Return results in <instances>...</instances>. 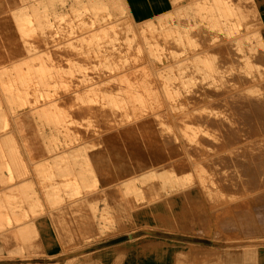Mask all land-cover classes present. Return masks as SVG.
<instances>
[{
  "label": "rangeland",
  "instance_id": "obj_1",
  "mask_svg": "<svg viewBox=\"0 0 264 264\" xmlns=\"http://www.w3.org/2000/svg\"><path fill=\"white\" fill-rule=\"evenodd\" d=\"M218 1L245 34L184 59L173 42L191 50L216 39L195 32L210 30L203 7L139 24L123 0H0V50L20 47L0 64V264H264V245L247 240L264 238V190L245 191L246 158L263 151L246 111L256 0ZM99 15L106 22L87 36L78 22ZM187 16L196 26L185 28ZM159 25L174 33L139 35ZM252 34L260 51L264 27ZM216 74L235 88L230 99L213 100ZM145 153L160 162L140 168ZM124 169L141 176L109 186ZM195 181L211 200L200 185L193 193ZM156 182L188 190L134 212L136 189ZM102 183L99 200H72Z\"/></svg>",
  "mask_w": 264,
  "mask_h": 264
},
{
  "label": "bare ground",
  "instance_id": "obj_2",
  "mask_svg": "<svg viewBox=\"0 0 264 264\" xmlns=\"http://www.w3.org/2000/svg\"><path fill=\"white\" fill-rule=\"evenodd\" d=\"M169 2L173 7L178 6L180 4L187 5L188 7H186L184 9V11H190L194 7H196V8L203 7L204 10L199 11L198 12L199 15L197 17L207 18V20L210 21V24H211V25L210 24L208 25V26H210V28H209L210 30H208V28L196 27L195 32L202 33L205 31H214V37L216 38L213 42H211V44H206L205 46H203L202 40H200L198 42L196 41L193 44L194 47L191 50H188L184 46H181L182 45L181 41L180 42H173L172 45L169 47V50L170 51H172L174 49H177V50L172 51V54L178 52V55H182L184 57V59H187L189 56H193L195 54L202 53V52H209L210 50L215 49L219 46L231 44L232 41L239 39L240 37H242L245 34V31H244L245 27L243 24H241V20L238 21V20L233 19L230 15L228 16V14H227L228 13V5L225 4L224 2H219L218 0H170ZM254 3H255V8H256L255 13L252 12L253 10L251 9V6L247 7V9H246V92H248V90L253 88L256 90V95L246 98V111L249 113V115L253 118V120L255 122V124H254L255 128L252 130V134L254 136V140L259 142L260 144H263V149H262L263 151L257 157L254 154H251L250 156H254V157L249 156L246 158V175L249 176V179H246L247 182H246V190L245 191L250 192L248 195H251V196L257 195L259 192H261V189L264 190V65L261 67L258 66V62L264 61V43H263L262 49L260 51H258L255 48L254 43L253 44L249 43V40L252 38V35H254L252 33L257 32L261 27H264V0H256ZM80 4H82V3H80ZM100 4H102V2H100ZM188 4H190L191 6ZM206 6L208 7V9ZM252 6H254V4H252ZM176 8H180V7L178 6ZM80 10H83V8ZM105 12H107V11L105 10ZM94 18L96 20H89V21L86 20L85 21V20L81 19L77 24L78 27L81 29H86V30L88 29L86 32L87 34L85 33L87 36H88V31H90L92 33L93 29L101 28L102 25L104 24V22H106L105 19L103 18V15L94 16ZM194 19H196V17L191 18V16H190V18H189L187 16V22L185 25L186 29H190V27H192L193 23H194V26H196L197 22L195 23ZM134 25L138 28H141L140 25H137V24H134ZM146 29H148L147 33L146 32H144V33L140 32L139 35L140 36H141V34L142 35L143 34L148 35L150 33V31L158 30V29H162V30H165L166 32L168 31L170 33H174L173 31L166 29L165 25L153 26L150 28H148L146 26ZM68 32L70 33V31H68ZM195 32H193V34L196 37L197 34ZM94 33H95V31H94ZM188 34L190 35L189 32H188ZM256 34H259V33H256ZM89 35H91V34H89ZM177 35H178V33H176V36ZM77 36H79V35H77ZM79 38H80V36H79ZM53 39H54V36H53ZM64 42H65V40H64ZM35 44H36V42H29L27 47L28 48L34 47ZM173 45H177L179 47L176 48ZM180 47H182L183 49H179ZM101 53H103V52H101ZM19 54H20V47L17 45V43H11L10 49H8L6 51L0 50V64L4 63V62L6 63L10 58H12L16 55H19ZM168 59H165L164 61H161L160 63L165 64L166 60H168ZM180 59H182V58H179V60ZM92 70H93V68H92ZM93 71H95V70H93ZM89 73H92V72H89ZM100 74H102V73L100 72ZM101 76H104V75H101ZM217 77L220 78L218 80L221 83L220 84L221 90L215 91L211 95L213 100L214 99L215 100L230 99L229 96L232 95L235 88L232 87L233 86L232 83L228 84V79H227L228 77L227 76L224 77V75L221 74L220 76L217 75ZM91 78H92V76H91ZM69 93H71V92H69ZM71 95H72V93H71ZM68 97H69V95H68ZM150 113H152V112H150ZM80 115H81V112H80ZM115 130L116 129H114V131ZM103 134H106V132ZM138 145H140V143ZM135 154H136V152H135ZM154 154H152V153H150V154L145 153V155L141 154L142 158H140V159L138 158L139 160L136 163L139 164L140 168H142V167L144 168L145 166H147V164H149V165L157 164L158 162H160L161 156L156 155V154L154 155ZM145 159H147V160H145ZM165 161H166V159H165ZM173 162H174L173 160L170 161V163H173ZM154 168H155V166H154ZM137 170H127V169L122 170L119 173V180H118V178L113 179V182H111L112 184L109 186H111V187L116 186L122 182L129 180V179H135L136 177H140L141 174L140 173L137 174L136 173ZM17 182H18V180H17ZM192 185L194 187V191H193L194 194L198 195V190H200L198 186L200 185L201 186L200 191L207 194V196L209 197L210 200L213 198V193H211V191L208 190L209 188L204 187L202 184H200L199 181H195L188 186H192ZM188 186L180 185V186L174 187L172 189H162L161 190L160 188L162 187V184H160L159 182H156L152 185L150 190H148L146 187H145V189L143 187H139L136 189L135 193L140 195L139 199L142 200V202H141L140 206L137 205V207L133 208V211L136 213L143 211V210L147 211V208H149V206L151 204L158 203L164 199H167V197L171 198V196H172V198L174 197L176 199L177 196H179V195L183 196L184 194L181 195L179 193L184 192L186 190L184 188L188 187ZM105 188H106V186L104 187V184L102 183L100 185H94L92 187L85 188L84 190H79L75 194V197L72 198V200H99L100 192L103 191ZM197 188H198V190H197ZM219 191H220V189H217L216 192H219ZM186 193H188V192H186ZM180 196L178 198H180ZM129 199L123 198L122 200H129ZM236 199L234 197H230L228 200H236ZM247 240H248V242H250V245L252 247L264 245V238H260V239H251L250 238ZM253 240H256V241H253ZM253 243H258V244H253Z\"/></svg>",
  "mask_w": 264,
  "mask_h": 264
},
{
  "label": "crops",
  "instance_id": "obj_3",
  "mask_svg": "<svg viewBox=\"0 0 264 264\" xmlns=\"http://www.w3.org/2000/svg\"><path fill=\"white\" fill-rule=\"evenodd\" d=\"M123 2L127 6L128 12H130L134 22L139 24L150 21L153 22L156 19L158 20V18L169 19L170 23L172 20H176L177 22L181 18L180 11L188 7L185 5L181 8H175L170 4L169 0H123ZM186 13L189 14L194 12L187 11ZM191 17L193 18V16ZM118 242L120 241L115 243Z\"/></svg>",
  "mask_w": 264,
  "mask_h": 264
},
{
  "label": "water",
  "instance_id": "obj_4",
  "mask_svg": "<svg viewBox=\"0 0 264 264\" xmlns=\"http://www.w3.org/2000/svg\"><path fill=\"white\" fill-rule=\"evenodd\" d=\"M130 236V235H129Z\"/></svg>",
  "mask_w": 264,
  "mask_h": 264
}]
</instances>
